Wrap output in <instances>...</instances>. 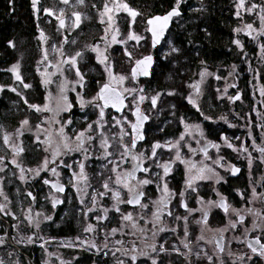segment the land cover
I'll return each mask as SVG.
<instances>
[{
    "label": "flooded vegetation",
    "instance_id": "af4514ba",
    "mask_svg": "<svg viewBox=\"0 0 264 264\" xmlns=\"http://www.w3.org/2000/svg\"><path fill=\"white\" fill-rule=\"evenodd\" d=\"M203 2L194 1L196 14L205 10ZM251 2L257 4L253 8L255 19L247 11L240 12L243 7H236L241 0L230 1L234 21L230 35L233 29L243 27L235 31L234 38L245 34V44L232 39L211 53L214 59L196 49L194 64L189 71L181 69L175 88L159 87L163 94L158 95L175 90V108H157L166 99L159 96L149 98L148 107L145 95H134L132 90L158 78L157 52L162 43L154 50L149 75L137 80L131 75L133 65L151 53L146 23L151 15L141 16L137 23L126 11L121 16L128 19L121 20L119 13L120 22L111 35L116 43L112 45L108 44L110 39L100 42L104 27L93 15L81 27L80 36L66 30L65 18L58 20L65 57L89 42L87 46L92 48L102 44L107 62L97 65L86 60L83 80L77 76L72 87L61 88L70 108L64 110L63 103L58 108L49 107L51 111L35 110L34 136L21 132L17 119L5 127L3 116L19 107L12 104L16 101L8 107V98L16 97L0 92V127L4 130L0 135V264H264V256L259 255L264 244V133L257 134L258 129L264 130V104L254 109L257 119L250 107L252 100H264V65L263 69L256 66L258 52H264V0ZM186 6L179 4L180 14L173 20L188 14ZM246 23H251V29L244 27ZM196 24L205 30L204 22ZM35 29L36 40L45 42L39 27ZM56 29H49L51 39L58 38ZM130 31L141 37L139 42L123 35ZM177 52L186 63L181 44ZM70 60L64 62L68 67L72 64L66 61ZM7 66V62H0V84L9 79ZM106 67L112 76L125 77L123 83L112 80ZM66 82L70 83V77ZM98 83L122 93L125 105L121 111L104 108L103 119V101L95 99ZM45 92L36 86L35 106L45 102ZM153 98H157L155 106ZM137 109L147 119L140 127L143 138L132 148L135 133L131 125L137 123ZM81 132L82 148L77 140ZM105 141L107 148L102 146ZM65 143L71 151L65 149ZM156 144L161 147L153 156ZM125 147L129 152L122 155ZM133 156L138 159L133 160ZM164 165H169L167 174ZM134 168L135 178H127ZM233 168L239 169L235 175ZM118 177L121 183H117ZM142 180L150 183L141 185ZM165 184L170 195L163 191ZM54 185L64 191H57ZM115 193H119V200ZM138 193H143L138 204L127 203ZM162 198L166 207L160 202ZM222 201L227 212L219 206ZM125 215H131L132 220H124ZM89 226L92 231H86Z\"/></svg>",
    "mask_w": 264,
    "mask_h": 264
},
{
    "label": "rangeland",
    "instance_id": "374dc122",
    "mask_svg": "<svg viewBox=\"0 0 264 264\" xmlns=\"http://www.w3.org/2000/svg\"><path fill=\"white\" fill-rule=\"evenodd\" d=\"M189 0H175L174 2V8L177 7L180 3H187L188 5ZM195 1V0H194ZM252 0H246L247 4L246 6L238 7L237 8H242L240 9V12H248L252 15H254V19L256 18V14L253 13V5H256V3H252ZM245 2V3H246ZM116 3H125L131 8L132 10L136 11L139 13L135 17L134 22L139 23L140 18L142 16L143 19V12L138 11L139 9L132 8L131 5L129 4L128 0H96L95 1H89V0H83V3H79V0H70L68 4H64L62 0H37V3L35 6L33 5V0H30V4L32 7V12H33V19L34 23L36 21V26L39 27V29L42 31L43 36L45 37V42H43V39H41V42L36 36L32 38L33 42V47L35 49V43L38 46L37 49L39 51V56L37 55L38 51L35 49V54L34 56H31L29 54V51H26L25 49H20L18 52V55L13 59L10 63H8L7 66V72L6 75H8L9 79L6 82L0 84V92H9L12 93L15 97L16 100H13L8 98V107H11L10 102L16 101L15 103H12L14 106L17 104L19 107V110H17L14 113H9L10 116H13V119H17L18 123V129L21 130L23 133H28L31 135H35V108L30 107V105H35V94L33 91L36 90V86L40 87L42 90H46L44 96H45V102L40 105L41 108H43L45 105H48L49 107L53 108H58L60 105H63L64 101L60 100L61 97L64 95V91L61 90L63 86H65L67 89L69 87H72L74 85V81L76 80L77 75V70L79 71L80 75H84V64L86 60H93L97 65H101V63L98 62L97 56L98 53L96 51H93L92 47L87 46L89 42H86L84 46L75 52V50L70 52L68 57H65V48L63 46L64 40L62 31L59 30V26L57 25L59 19H66L65 27L66 30L69 31L73 36H80L81 32H83V29L81 28L85 23L89 21L91 16L93 15L95 17V20L97 22L101 23V19L104 20V23H101L104 29L102 30L100 34V42H106L108 39H110L111 42H109V45L115 44L116 42H113L111 40V35L113 34L114 31L117 30V22H120V19L123 20V17L121 16V13H123V9H116L112 13H109V15L113 16L114 18V24L112 28H109L108 25V17L101 16V13L104 11V6L105 4H108L109 7H114ZM193 5V4H192ZM235 5V3H234ZM140 7V4H139ZM194 9V7H193ZM189 10H192V7L189 6ZM49 12L52 14L49 15ZM79 14L81 17L79 27L75 29L74 27V20H75V15L74 14ZM120 13L121 18L118 20L119 16L118 14ZM152 16V15H151ZM131 19L132 17L129 16ZM128 19V18H126ZM184 19L180 17V19L176 18L173 20V24L171 26V29L169 30L166 34V37L164 38L162 45L159 47V50L157 52L158 55V63H164L166 61H170L172 65H177L176 64V57H178V44L175 40L174 37V30L178 27H182ZM251 23H246L244 27H247ZM52 27H57L55 33H57L58 38L54 40L53 38L51 39V29ZM243 28V27H242ZM241 28V29H242ZM75 29V31H74ZM239 27H237L235 30H232V36H231V41L232 39H235L234 36H236V32H238ZM236 31V32H235ZM242 31V30H241ZM146 33V31L144 30ZM131 34V31L123 34L129 37ZM123 37V41L127 39V37ZM238 40L235 39L236 41H240V43L245 44L246 43V35L245 34H238L237 35ZM255 35H253L252 38H254ZM72 38L70 36V42L72 44ZM78 40H81L79 37L77 38ZM249 41H254L253 39L250 40V37H248ZM48 41V43H47ZM82 41V40H81ZM121 41V40H118ZM66 42V41H65ZM251 42V43H252ZM50 43V44H49ZM74 43V42H73ZM49 45V47H48ZM100 52H103L102 44H99L97 47ZM173 49H176L173 51ZM34 51V50H33ZM238 51L237 47L234 48V52ZM69 52V51H68ZM42 53V54H41ZM77 53H80L81 55L77 57ZM72 59L76 58V65L73 66L71 65L70 67L65 64V59ZM249 62V61H248ZM256 65L259 67V69H263L264 65V52H258L257 54V60H256ZM18 65L19 66V74L22 78L23 83L20 81L16 80L15 73L11 71V69ZM261 65V66H260ZM252 63V67H253ZM161 68V65H160ZM160 68L157 67L156 69V74H158V78L154 79L151 83L149 84H142L139 88L132 89L136 94L134 95H140L143 94L145 95L149 107V98L152 97H165L164 101L162 100L159 104H157V108H175L177 105V95L175 93V90H166L168 95H158V94H163L159 87L162 86V83L160 84V80L162 81L164 78V73L161 72ZM91 72V70L89 69ZM65 76V82L63 83ZM67 77H70V83L66 82ZM45 80H49L50 83L45 84ZM27 84L30 87H25L24 85ZM13 89H15L13 91ZM169 93H172L171 95ZM157 94V95H156ZM264 100L256 99L252 100V103L250 105L251 107V115L253 118L257 119V114L254 111L256 107H263ZM249 107V105H248ZM26 109V110H24ZM22 112V115L18 117V113ZM16 117V118H15ZM18 117V118H17ZM44 118H48V116H40ZM4 122H5V127L7 125H10L9 120L6 118V116H3ZM27 120L28 124L24 125L23 121ZM258 120L255 121L257 123ZM264 123V122H263ZM16 125V124H14ZM258 129V128H257ZM4 130L2 127H0V135L3 133ZM264 133L263 128L261 130L258 129L257 134H262Z\"/></svg>",
    "mask_w": 264,
    "mask_h": 264
},
{
    "label": "trees",
    "instance_id": "16d2710c",
    "mask_svg": "<svg viewBox=\"0 0 264 264\" xmlns=\"http://www.w3.org/2000/svg\"><path fill=\"white\" fill-rule=\"evenodd\" d=\"M128 1L132 8L143 12V17L164 13L168 9L173 8L175 2V0ZM230 1L204 0L203 4L206 8L203 13L196 14L194 10H189L188 14L184 15L182 27L176 28L173 34L177 44H181L182 49L185 50L187 61L186 63H182L180 58L176 57L177 65H172L170 61L164 63L157 62V67L160 68L161 65L160 70L165 75L161 81L163 87L169 85L175 88L178 78L181 77V69L189 71L190 67L194 64L196 49L201 54L208 56L230 43V29L234 23L231 18ZM193 3L194 0H189L186 7H192ZM196 15L199 17H196ZM197 21L205 23V30L196 24ZM35 23L30 0H0V62L5 61L10 63L18 55L20 49H25L29 51L30 55L32 54L31 56H34L35 49H37L36 43L35 49L32 46V38L35 36V28L37 27ZM185 43L189 44L187 49L183 48ZM214 58L211 54L209 59ZM152 77L154 79L155 74ZM33 92L35 94V91ZM4 116L9 121L13 119V116L11 117L9 113H6Z\"/></svg>",
    "mask_w": 264,
    "mask_h": 264
},
{
    "label": "snow or ice",
    "instance_id": "6c2138e0",
    "mask_svg": "<svg viewBox=\"0 0 264 264\" xmlns=\"http://www.w3.org/2000/svg\"><path fill=\"white\" fill-rule=\"evenodd\" d=\"M62 2L64 4H68L69 0H62ZM36 3H37V0H33V5L34 6H35ZM79 3H83V0H79ZM243 4H244V0H241L240 7H243ZM178 7H179V5H177V9H178ZM255 7H256V5H253V8H255ZM116 9H123L124 11H126L128 13V15L132 17L133 21L135 20V17L137 15H139V13H137L136 11L132 10L131 8H129V6L127 4H125V3H116L114 7H109L108 4H105L104 11H103V13H101V16L102 17H104V16L108 17V21L107 22H108L109 28H112V26L114 24V18H113V16L109 15V13H112ZM51 14L52 13L49 12V15H51ZM179 14H180L179 11L174 9L172 12L168 13V15H166L164 17H155L153 19L148 20V24L150 26H152L148 30L151 31L152 36H153V47H155V45L160 42V39L162 38V36L164 34V31H165V29L168 26V22L171 20V18L173 16H177ZM74 15H75L74 27H79L81 17H80V15L78 13L74 14ZM261 21H262V23H264V16H261ZM101 23H104L103 19H101ZM60 26L64 27V21L63 20L60 21ZM247 27L249 29H251L252 26L248 25ZM41 36L43 37V33H41ZM128 39L135 40V41L139 42L141 37L137 36L135 34H130ZM113 40H115V36H113ZM237 43H239V42L237 41ZM92 50L96 51L98 53V56H97L98 62L101 63V64H106L107 57L104 56V53L100 52L98 48H94ZM175 50L176 49H173V51H175ZM127 54L129 55V57H131V53H127ZM80 55H81L80 53H77V57H79ZM66 62H70L73 66H75L76 63H77L76 58H72L70 61H66ZM151 63H152V57L151 56L145 57L143 60L137 61L136 68L133 69V77H135L138 73L143 74V75H148V70L147 69H148V66L151 65ZM18 69H19V66L16 65V66H14L11 69V71H13L15 73L16 80H18L21 83H23ZM106 71L109 72V76L111 77L112 80H116V81H118L121 84L123 83L125 77H123V76H118V77L117 76H112V73H111L109 67H106ZM77 75L80 76V80L82 81L83 80V76L80 75L78 70H77ZM47 83H50V81L49 80H45V84H47ZM24 86L26 88L30 87L27 84H25ZM14 90L15 89H13V91ZM62 91H63V89H62ZM126 91H130V90H126ZM169 94L171 95L172 93H169ZM62 99H63L64 103L66 104V108L64 110H67L68 108L71 107V105L67 104V97L66 96H62ZM95 99L103 101V107H101V111H100L101 119H103V117H104V110H103L104 108L111 106V107L115 108L116 111H121L122 107L125 106L123 104V95H122V93L117 92L115 89L111 88L110 85H104L103 88L101 89V91L98 93V96ZM142 99H143V97H141V100ZM156 99L157 98H153V100H152L153 106H155V104H156ZM236 99H239V97H236ZM190 102H192V101L190 100ZM80 103H81V107H83L85 102L83 101L82 98H81ZM88 103H94V101H89ZM30 107L35 108V110L38 111V112L39 111H51L52 110L51 108H49L48 105H45L43 108H40L39 106H35V105H30ZM134 115L137 116V123L131 125V127L133 128L134 133H135V135L133 136V140H132V145H131L132 148H135L138 139H142L143 138L142 135H141V132H140V127H141V124H142L143 120L147 119V117H142L141 113L139 112V109H137V111L134 113ZM117 123H119V121H117ZM23 124L27 125L28 121L27 120L23 121ZM89 127H91V126H89ZM124 134L126 135L127 133H124ZM83 136H84V133L81 132L78 135V137H77V140L80 141L79 147H81V148L83 147V139H82ZM181 139H183V137H181ZM7 142H8V137L6 136L5 137V143H7ZM102 146L107 148L108 147L107 141H105L102 144ZM64 147H65V149H68L69 151H71V149H69V146L67 145V143L64 144ZM159 147H161V145H159V144H156V145L153 146V154H152L153 156H155V149H157ZM229 147H231V145H229ZM262 151H264V150H262ZM18 152H19V150H17V154H18ZM128 152H129V149L127 147H125V151H124V153H122V155H126V154H128ZM179 158H180L179 154H177V159H179ZM132 159L136 160V159H138V157L133 156ZM45 163H47V162H45ZM163 167H164L165 174H167L168 171H169V165H164ZM193 167H194V165H193ZM81 169H83V165H81ZM141 170L147 171V169H141ZM135 171H136V169L134 168L132 172H129V173L126 174V177L134 179L135 178ZM200 171L203 172L204 170L201 169ZM232 172H233V175H235L236 173L239 172V169L238 168H233ZM45 183H48V181H45ZM117 183H121V180L119 179V177L117 179ZM139 183L141 185H147V184L150 183V181L149 180H142ZM124 186L128 187V184H127L126 180L124 181ZM53 187H56L57 191H60V192L64 191L63 187H58V186H55V185ZM104 187H105V189H107L108 185L105 184ZM129 191L132 192L133 189L129 188ZM163 191H164V193L166 195H170L166 184L164 185ZM142 195H143V193L136 194L134 196V198L133 199H129L127 201V203L132 204V203L135 202V203L138 204L139 201H140V197ZM114 196H115V198L117 200H119V193H115ZM160 202L162 204H164L165 207L167 206V202L163 198H162V200ZM219 206L224 208V210L227 212L228 206L223 201L220 203ZM185 207H186V205H185ZM2 210L3 209L0 208V211H2ZM116 210L119 211L118 208ZM206 217H207V213H205V218ZM123 219L126 220V221H130V220H132V216L131 215H125L123 217ZM157 219H159V213H157ZM241 220H242V218H241ZM232 226L235 227V225H232ZM133 227H135V225H133ZM86 231H92L91 226H89V228L86 229ZM113 231H115V230H113ZM160 231H164V229L161 228ZM256 243H259V240H257ZM185 247H187V245H185ZM222 250L223 249L221 248V251ZM252 251L256 252L257 249L255 247H253ZM259 255L264 256V244L260 245ZM133 260H135V257H133ZM121 264H123V262H121ZM153 264H155V261H153Z\"/></svg>",
    "mask_w": 264,
    "mask_h": 264
},
{
    "label": "water",
    "instance_id": "95a60500",
    "mask_svg": "<svg viewBox=\"0 0 264 264\" xmlns=\"http://www.w3.org/2000/svg\"><path fill=\"white\" fill-rule=\"evenodd\" d=\"M174 9H176V8H174V7H173V8H170L169 10H167V11H166L165 13H163V14H155V15H152L151 17L147 18V20H146V23H147V31H148V33L150 34V38H151V53H150L149 55L145 56V57H148V56H151V57H152V63H151L150 66H148V69H147V70H148V75H149V73H150L151 67H152L153 64H154V50H155V49H156V48L162 43V41H163L164 38L166 37V34H167V32L169 31V29L171 28V26H172V21H173V18H174L175 16H173V17L171 18V20L168 22V26H167V28L165 29L164 34H163L162 38L160 39V42H159L158 44H156L155 47H153V36H152V33H151V31L148 30L150 27H152V26H150V25L148 24V20L153 19V18H155V17H164V16L168 15V13L172 12ZM176 10H178V9H176ZM178 11H179V10H178ZM145 57L139 59L138 61L143 60ZM136 64H137V62H136V63L133 65V67L131 68V75H132V76H133V69L136 68ZM148 75H143V74L138 73V74L135 76V79L137 80V79H139V78L147 77ZM103 85H105V84H103V83H98L99 92L101 91Z\"/></svg>",
    "mask_w": 264,
    "mask_h": 264
}]
</instances>
